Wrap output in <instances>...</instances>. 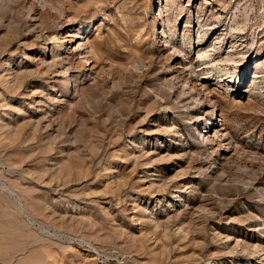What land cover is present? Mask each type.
I'll use <instances>...</instances> for the list:
<instances>
[{"label": "rangeland", "instance_id": "374dc122", "mask_svg": "<svg viewBox=\"0 0 264 264\" xmlns=\"http://www.w3.org/2000/svg\"><path fill=\"white\" fill-rule=\"evenodd\" d=\"M0 264H264V0H0Z\"/></svg>", "mask_w": 264, "mask_h": 264}, {"label": "bare ground", "instance_id": "6f19581e", "mask_svg": "<svg viewBox=\"0 0 264 264\" xmlns=\"http://www.w3.org/2000/svg\"><path fill=\"white\" fill-rule=\"evenodd\" d=\"M63 37H65V36H63ZM62 37V38H63ZM61 42V41H60ZM59 43V42H58ZM47 44V43H46ZM45 45V44H44ZM46 46V45H45ZM63 46V45H62ZM63 48V47H62ZM58 56H59V54H58ZM58 56L57 57H55L54 58V61H55V63L54 64H57L58 63ZM25 58V57H24ZM175 131V130H174ZM173 131V132H174ZM178 131V130H177ZM175 133H177V132H175ZM179 133V132H178ZM175 135H177V134H175ZM175 135H173V136H175ZM179 135H180V133H179ZM168 138V137H167ZM181 139V138H180ZM172 141V140H171ZM164 146V145H163ZM160 155V154H159ZM160 157V156H159ZM172 158H173V160H174V158H177V156H173V154L172 153H170V154H168V155H162L158 160H162V161H168V160H172ZM172 160V161H173ZM115 168V167H114ZM180 175H181V173H180V171L179 170H177L175 173H173L172 175H171V179L169 180L171 183H173V182H175V183H173V184H171V187L173 188V186H176L175 184L177 183V181H182V178L184 177H182V178H180ZM167 185H168V183H167ZM186 185V184H185ZM171 190V189H170ZM263 250V249H262Z\"/></svg>", "mask_w": 264, "mask_h": 264}]
</instances>
